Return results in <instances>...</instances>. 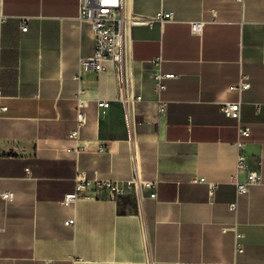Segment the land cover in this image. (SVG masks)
Segmentation results:
<instances>
[{
  "label": "crops",
  "instance_id": "1",
  "mask_svg": "<svg viewBox=\"0 0 264 264\" xmlns=\"http://www.w3.org/2000/svg\"><path fill=\"white\" fill-rule=\"evenodd\" d=\"M0 4V193L15 194L0 197V264H264V0H126L140 22L162 10L173 19L131 25L129 51L102 73L81 67L95 48L81 0ZM168 73L178 77L159 93L156 75ZM243 77L250 87L239 90ZM79 94L88 147L76 157L67 149ZM237 101L251 128L248 166L261 174L239 196L237 121L222 111ZM78 170L92 184L138 175L157 196L138 201L131 188L66 205Z\"/></svg>",
  "mask_w": 264,
  "mask_h": 264
},
{
  "label": "built area",
  "instance_id": "2",
  "mask_svg": "<svg viewBox=\"0 0 264 264\" xmlns=\"http://www.w3.org/2000/svg\"><path fill=\"white\" fill-rule=\"evenodd\" d=\"M243 1V0H239ZM126 0H81V14L80 19L84 22H89L92 26L94 32V42L95 48L94 52L90 57L84 58L81 61V67L84 69L94 70L98 73H102L106 69V63L109 61H114L120 63L123 59V47L125 39V31L127 23L130 22L132 25L140 23H151V21L156 20L164 22L173 19V13L170 11H159L153 19L142 20L136 17H128L126 15ZM0 19L3 20V8L0 4ZM28 19H22V31L28 29L27 25ZM204 22L202 20H197L192 22V32L194 34H200L203 30ZM178 76L173 73L159 74L156 75V86L157 91L161 93L166 88V82L169 79H175ZM250 83L246 77L241 79L238 85L239 90L248 89ZM0 96V121L2 115L8 111V106L1 101ZM121 100L125 103L128 108V112L131 115L132 110V100L129 95H124L121 93ZM142 97L138 96V100ZM87 106V100L82 96L78 95L77 105H76V121L77 125L74 130H72L68 138L73 141L74 146L67 149L68 152H72L79 156V154L87 149V143H84L82 139V129L87 123V115L85 113V108ZM101 114H106L110 107L109 101H100L98 103ZM166 108L165 103L161 105V111ZM222 111L227 117L233 118L237 121V128L239 139L235 143L238 148V158H237V172H245L246 178L244 180H238L237 177H233V182L236 187L237 195H242L248 193L253 185L260 183L261 174L258 171L250 170L248 166V157L244 151L245 139L251 135V128L249 125L242 121V102H229L222 106ZM106 147L101 146L100 151H105ZM30 173V170L28 169ZM204 180V179H201ZM93 189H91V186ZM75 192L69 193L65 196L64 203L69 205L76 202L82 197L88 196L90 193L100 194L103 191L108 192L109 197L112 200H116L118 196L125 193L126 189H134L138 201L144 197L145 190L150 192V197L155 198L156 185L152 181H142L137 175L134 179L125 183V185H119L117 183H112L109 181L102 182L96 181L92 184L85 172L78 170L75 176ZM217 185L214 184L211 187L210 194L213 195ZM1 199L6 202H13L15 199V194L11 191H6L0 193ZM230 209L234 212L238 211V202L235 201L230 203ZM74 220L66 221L67 225L74 224ZM242 235L236 233V248L238 252H243V244L240 239Z\"/></svg>",
  "mask_w": 264,
  "mask_h": 264
},
{
  "label": "bare ground",
  "instance_id": "3",
  "mask_svg": "<svg viewBox=\"0 0 264 264\" xmlns=\"http://www.w3.org/2000/svg\"><path fill=\"white\" fill-rule=\"evenodd\" d=\"M131 25L132 24L128 22L127 23V26H126V31H125V39H124V47H123V50L126 51V52L129 51V47H130Z\"/></svg>",
  "mask_w": 264,
  "mask_h": 264
}]
</instances>
